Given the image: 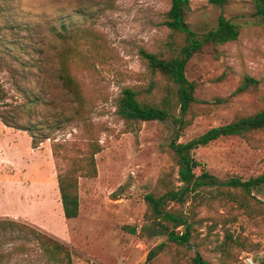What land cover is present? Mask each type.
Returning <instances> with one entry per match:
<instances>
[{"label": "rangeland", "instance_id": "obj_1", "mask_svg": "<svg viewBox=\"0 0 264 264\" xmlns=\"http://www.w3.org/2000/svg\"><path fill=\"white\" fill-rule=\"evenodd\" d=\"M188 2L189 25L196 34L213 29L222 15L238 35L216 48V58L206 53L187 62L184 75L194 84L197 102L189 111L190 124L179 133V143L264 109V19L252 15L250 0H233L223 9L207 0ZM168 7L167 0H0V26L5 20L23 22L31 34H44L45 21L60 16L66 26L82 24V18L73 15L77 9L89 10L92 17L83 25L91 32L50 44L52 53L63 46L72 59L71 73L92 102L88 118L93 126L88 130L97 134L101 147L94 156L95 178L77 180L75 219L62 217L50 146L51 139H70L76 132L70 128L54 132L32 149L26 133L0 123V220L15 221L66 245L72 253L70 264H144L147 252L166 240L155 222L143 218V197L159 195L168 184L179 186L167 150L172 125L169 121L128 125L114 111L124 87L137 93L140 103L158 106L166 82L147 69L139 51L162 59L178 53L182 39L163 26ZM10 66L14 65L1 59L0 84L12 93L19 82L11 76ZM244 77L255 80L256 86L233 95ZM40 113L45 114L43 109ZM193 159L198 165L193 173L207 171L217 183L254 178L264 171V131L246 139H218L196 149ZM59 164L64 168L68 163ZM215 191L211 189L212 197L199 191L181 208L191 228L190 249L167 247L149 264H191L193 253L210 264H264V184L251 191L254 199L245 209ZM198 197H203L199 203ZM0 264L64 263L50 260L26 230L5 228L0 230Z\"/></svg>", "mask_w": 264, "mask_h": 264}, {"label": "trees", "instance_id": "obj_2", "mask_svg": "<svg viewBox=\"0 0 264 264\" xmlns=\"http://www.w3.org/2000/svg\"><path fill=\"white\" fill-rule=\"evenodd\" d=\"M167 1L169 7L164 15L163 26L182 39L178 53L162 59L144 50L139 51L147 69L160 75L166 82L159 104L144 105L139 102L137 93L124 87L119 92L114 111L115 116L128 125L166 121L172 125V138L167 150L174 160L179 186L168 184L159 195L146 194L143 197L146 205L143 218L155 222L158 230L166 237L165 242L157 244L147 252L144 264L151 263L167 247L190 249L191 228L188 216L181 210L188 197L195 199L199 191H205L212 197L211 189H214L215 193L225 194L232 203L245 209L248 200L253 198L251 191L264 184V171L247 180L230 178L221 183H217L207 171L202 170L198 175L193 173V169L198 166L193 159L196 149L218 139H246L251 133L264 131V109L235 117L230 122L210 128L185 143L177 142L179 133L190 124L192 116H189V111L197 102L193 98L194 84L184 75L187 62L195 56L207 55L206 53H213L212 57L216 58V48L235 41L238 32L229 20L218 15L213 29L196 34L189 25L191 11L188 0ZM232 1L207 0V3L223 9ZM250 8L253 16L264 19V0H250ZM89 13L87 9L73 12V15L82 18V24L66 26L62 22L64 17L61 16L48 19L44 23L47 27L44 34L29 33L30 29L23 22L17 24L5 20L6 24L0 26V33L4 32L0 37V61L3 59L14 65L10 66V74L19 82L14 84L12 93L0 84V123L26 133L32 149L50 140V135L54 132H62L68 128L76 132L70 139H51L50 146L51 156L55 161L60 209L65 220L75 219L78 215L77 180L95 178L94 156L100 152L101 147L97 134L93 135L88 130L93 126L88 118L92 102L83 93L78 78L71 73L72 59L68 57L63 46L52 53L54 47L50 44H64L72 36H84L88 30L83 25L92 19ZM255 86V80L244 77L233 95L246 93ZM56 93L57 98L54 97ZM213 103H220V100ZM59 108L63 111L55 112ZM39 109H43L45 114H39ZM62 161L68 163L64 168L59 164ZM230 190L235 191V194H231ZM202 200L203 197H198V203ZM5 228L26 230L50 260L71 263L72 253L69 248L44 233L12 220L1 219L0 230ZM179 229L182 231L179 232ZM131 232L134 233V230ZM190 262L210 264L197 253H193Z\"/></svg>", "mask_w": 264, "mask_h": 264}]
</instances>
